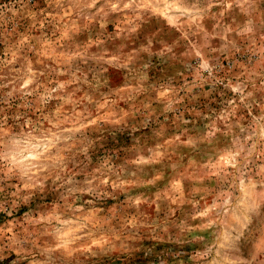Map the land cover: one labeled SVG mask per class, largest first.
<instances>
[{"label": "rangeland", "instance_id": "1", "mask_svg": "<svg viewBox=\"0 0 264 264\" xmlns=\"http://www.w3.org/2000/svg\"><path fill=\"white\" fill-rule=\"evenodd\" d=\"M0 264H264V0H0Z\"/></svg>", "mask_w": 264, "mask_h": 264}]
</instances>
